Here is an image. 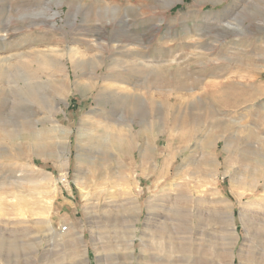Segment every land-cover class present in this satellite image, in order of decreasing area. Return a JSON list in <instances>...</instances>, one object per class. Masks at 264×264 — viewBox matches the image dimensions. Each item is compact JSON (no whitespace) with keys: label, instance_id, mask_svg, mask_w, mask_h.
<instances>
[{"label":"rangeland","instance_id":"374dc122","mask_svg":"<svg viewBox=\"0 0 264 264\" xmlns=\"http://www.w3.org/2000/svg\"><path fill=\"white\" fill-rule=\"evenodd\" d=\"M0 264H264V0H0Z\"/></svg>","mask_w":264,"mask_h":264},{"label":"bare ground","instance_id":"6f19581e","mask_svg":"<svg viewBox=\"0 0 264 264\" xmlns=\"http://www.w3.org/2000/svg\"><path fill=\"white\" fill-rule=\"evenodd\" d=\"M18 130H21V129H19L18 127L17 128H15L14 129V135H13V132H7L6 134H5V137L9 140V143L10 144H13V142L18 138V139H20V132L18 131ZM29 137H31V136H27L26 135V137L25 138H29ZM143 147V146H142ZM145 147V146H144ZM145 151H146V149H144ZM149 151V150H148ZM142 155H144V158H146L147 157V155H149L147 152L145 153L144 152V154H142ZM143 157V156H142ZM157 166H158V164H157ZM132 243V242H131ZM130 243V244H131ZM168 256V255H167ZM184 258V257H183ZM167 259V258H166Z\"/></svg>","mask_w":264,"mask_h":264},{"label":"crops","instance_id":"0c3cea01","mask_svg":"<svg viewBox=\"0 0 264 264\" xmlns=\"http://www.w3.org/2000/svg\"><path fill=\"white\" fill-rule=\"evenodd\" d=\"M73 107H75V106H73ZM72 109V108H71ZM133 128V127H132ZM105 129V128H104ZM104 129H101V130H104ZM127 129H129V128H121L120 126H118L117 128H116V130H127ZM129 130H131V128L129 129ZM132 130H139V129H132ZM187 130H205V127H203L202 126V122H200V125L199 126H193V127H188L187 126Z\"/></svg>","mask_w":264,"mask_h":264}]
</instances>
